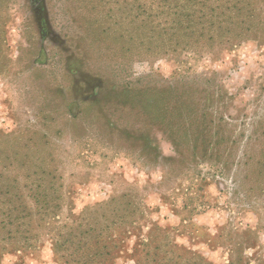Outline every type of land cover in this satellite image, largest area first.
I'll return each instance as SVG.
<instances>
[{
	"label": "rangeland",
	"instance_id": "374dc122",
	"mask_svg": "<svg viewBox=\"0 0 264 264\" xmlns=\"http://www.w3.org/2000/svg\"><path fill=\"white\" fill-rule=\"evenodd\" d=\"M79 232L264 264V0H0L1 264Z\"/></svg>",
	"mask_w": 264,
	"mask_h": 264
},
{
	"label": "trees",
	"instance_id": "16d2710c",
	"mask_svg": "<svg viewBox=\"0 0 264 264\" xmlns=\"http://www.w3.org/2000/svg\"><path fill=\"white\" fill-rule=\"evenodd\" d=\"M191 5L194 6V2H191ZM199 11H202L201 8H199ZM185 16H187V25L189 28H191L193 24L197 23L193 13H188ZM181 17L180 13L177 12L179 25H182ZM193 32L194 31H192V33ZM183 35L184 38L188 36L186 31H184L181 36L183 37ZM7 213H9V211ZM119 220L120 219H112L107 222L106 226L101 230L108 229L111 231L113 225L116 226L117 224H122V221L119 222ZM4 224L5 223H3V225ZM102 233L103 232H100V234L89 235L82 232L80 235L70 234V237H58L54 240L52 245L53 252L55 254H60L59 258H65V263L68 264H115L113 261H115L117 255L113 253L110 248L117 245V236H113L115 235L114 233H111L112 235H102ZM145 245L147 246L149 243L140 240V242H138L133 249V252H135L140 246L146 247ZM63 247H65V249L64 251H61ZM153 262L157 264H215L206 261V259L202 256L194 255V253L188 250H185L184 253L177 254L172 252L171 256H163L160 260H155Z\"/></svg>",
	"mask_w": 264,
	"mask_h": 264
}]
</instances>
